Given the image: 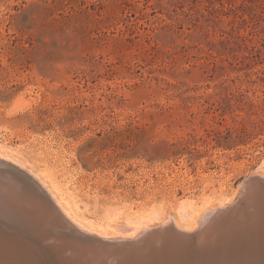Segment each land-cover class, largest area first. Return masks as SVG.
<instances>
[{
    "label": "rangeland",
    "instance_id": "obj_1",
    "mask_svg": "<svg viewBox=\"0 0 264 264\" xmlns=\"http://www.w3.org/2000/svg\"><path fill=\"white\" fill-rule=\"evenodd\" d=\"M0 144L84 216L232 199L264 173V0H0Z\"/></svg>",
    "mask_w": 264,
    "mask_h": 264
},
{
    "label": "bare ground",
    "instance_id": "obj_2",
    "mask_svg": "<svg viewBox=\"0 0 264 264\" xmlns=\"http://www.w3.org/2000/svg\"><path fill=\"white\" fill-rule=\"evenodd\" d=\"M10 154L0 146V167H5L0 177L8 175L16 185H22L28 204L20 208L17 196L0 191V215L8 219V224L0 225V264H67L57 262L58 257L63 259L62 254L71 255L75 264H264V173L246 177L232 199L223 194L209 198L203 192L198 205L191 197H175L174 211L163 218L160 208L146 211L144 203L120 208L104 205L100 216L93 217L83 215L88 207L84 204L85 211L80 212L78 200L64 192L52 169L42 171L54 190L50 194L52 189H46L40 174L39 180L37 173L26 170ZM259 167L263 168L264 162ZM17 171L21 178L14 174ZM23 176L48 197L55 210L29 191L35 190L24 183ZM14 189L17 191V186ZM53 193L59 195V201ZM18 216L27 235L17 231ZM65 230L83 241L63 238L61 250L49 238L52 233L63 235ZM80 244L82 249L76 251Z\"/></svg>",
    "mask_w": 264,
    "mask_h": 264
},
{
    "label": "water",
    "instance_id": "obj_3",
    "mask_svg": "<svg viewBox=\"0 0 264 264\" xmlns=\"http://www.w3.org/2000/svg\"><path fill=\"white\" fill-rule=\"evenodd\" d=\"M2 168H5V167H0V170H4V169H2ZM11 171V170H10ZM17 176H21L20 175V173L17 171ZM22 178H24V183H28V184H30L31 185V187L38 193L39 192V194L42 196V198H44L45 200H46V202H47V205L49 206V207H52L53 208V210H55L54 209V207L52 206V204H51V202H50V200L44 195V194H42V192L40 191V189L29 179V178H27V177H25V176H23ZM16 182L10 177V176H8V175H3V177L1 176L0 177V191L1 192H5V193H8V194H10L11 196H17V206H19L20 208H24L25 209V205H27L28 204V202H27V200H28V197H27V194L25 193V192H23L22 190H23V188H22V185H20V184H15ZM15 186H17V191L14 189L15 188ZM32 202V201H31ZM3 215H0V225H6V224H8V223H6V222H8V219H6V218H4V217H2ZM19 222H21V219H20V217L18 216L17 217V231L21 234V233H23L24 235H27V229L26 228H24V226H23V223L21 222V224H18ZM36 232L38 233L39 232V230L37 231L36 230ZM63 232H66V233H63V235H61V234H59V235H55L54 233H52L53 235H51V237L49 238V240H51L52 242H54L55 241V243H57L58 244V246H60V248H61V250H62V248L63 247H61V244H63L62 243V241H63V238H70V239H68V240H72L73 242L74 241H77V239H80V240H82L83 241V239L82 238H78V237H75L71 232H69L68 230H65V231H63ZM72 235V236H71ZM28 237H29V239H31V240H36V236L35 235H32V234H28ZM53 239V240H52ZM57 240V241H56ZM86 242H90V243H92L93 242V240H90V239H88V238H86V239H84ZM61 243V244H60ZM76 244V243H75ZM75 244H73V246L75 245ZM45 246V245H44ZM72 246V245H71ZM83 247V245L82 244H80V245H78V246H76L75 248V250L77 251V250H81L82 249V247ZM45 247H48V245L47 246H45ZM53 248H54V245L52 246ZM49 248H51V247H49ZM53 248H51V249H53ZM55 249H57V248H55ZM42 252V251H41ZM40 252V253H41ZM45 251H43V253H42V255H44L45 253H44ZM61 252V251H60ZM59 256V255H58ZM57 257V256H56ZM62 257H63V259L62 258H60V257H58L57 259V262H59V260L60 261H62V262H65V263H67V264H75L74 262H72V256L71 255H64V254H62ZM97 260V259H96ZM95 260V261H96ZM75 261V260H74ZM47 262H45V264H46ZM50 263H52V262H50ZM96 263V262H95ZM52 264H59V263H52Z\"/></svg>",
    "mask_w": 264,
    "mask_h": 264
}]
</instances>
